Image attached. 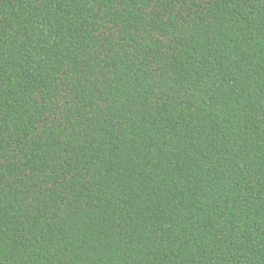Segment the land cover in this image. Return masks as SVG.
<instances>
[{
    "label": "trees",
    "instance_id": "16d2710c",
    "mask_svg": "<svg viewBox=\"0 0 264 264\" xmlns=\"http://www.w3.org/2000/svg\"><path fill=\"white\" fill-rule=\"evenodd\" d=\"M0 264H264V0H0Z\"/></svg>",
    "mask_w": 264,
    "mask_h": 264
}]
</instances>
